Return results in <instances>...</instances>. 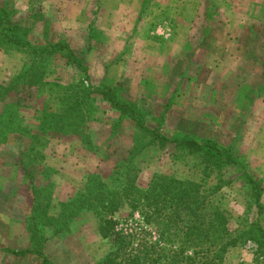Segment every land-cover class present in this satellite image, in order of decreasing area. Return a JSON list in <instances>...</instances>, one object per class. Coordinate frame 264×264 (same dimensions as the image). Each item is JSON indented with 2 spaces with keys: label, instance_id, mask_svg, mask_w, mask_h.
Listing matches in <instances>:
<instances>
[{
  "label": "rangeland",
  "instance_id": "1",
  "mask_svg": "<svg viewBox=\"0 0 264 264\" xmlns=\"http://www.w3.org/2000/svg\"><path fill=\"white\" fill-rule=\"evenodd\" d=\"M0 15L23 43L67 45L83 67L0 34V264H106V217L130 235L127 251L155 243L125 195L156 176L200 185L225 211L237 244L220 253L203 239V264H264V0H0ZM100 85L133 100L145 127L212 139L237 163L160 144L91 91Z\"/></svg>",
  "mask_w": 264,
  "mask_h": 264
},
{
  "label": "trees",
  "instance_id": "2",
  "mask_svg": "<svg viewBox=\"0 0 264 264\" xmlns=\"http://www.w3.org/2000/svg\"><path fill=\"white\" fill-rule=\"evenodd\" d=\"M0 34L12 44L26 46L29 52L37 56L45 55L50 50H65L66 52L64 54L66 55L67 62L75 63L83 69L81 59L76 57L67 45L53 43L40 48H33L29 43H23L17 37L16 24H13L10 20L4 21L1 17ZM28 75L29 73H26V76ZM114 89L110 85H100L92 88L91 91L99 95L102 100L107 101L111 107L119 110L129 119L133 120L136 125L150 130L160 144L164 145L170 142L184 149L187 154L203 157L205 160L210 161L213 166L220 164L228 168V166L237 163L232 155L223 152L216 141L212 139L188 136L168 137L158 130L145 127L137 104L131 99L123 101ZM244 177L257 190L254 201L259 213L262 208L258 198L260 194L259 186L246 170L244 171ZM171 181L156 176L149 181L144 190L137 191V194H139L138 198H131L128 194L125 195V199L130 202V207L133 211L139 210L140 208L139 214L142 216L144 224L152 225L158 231L159 239L155 243H151V245L144 243L137 244L136 248L131 247L127 251L128 246L131 244L130 235L114 231L113 226L115 222L111 217L103 219L102 222L104 225L101 227L102 237H112L113 245H116V250L107 254L106 264H203V261L200 259V253L204 252L201 249L202 243H200L203 239L210 238L216 240L218 238L220 243L217 247L220 253H224L229 247L237 244L238 238L233 235H228L227 229L225 228V211L220 208V205L215 199L210 200V197L204 196L202 192L205 190L200 185L196 186L197 189L195 190L188 188L189 184L187 183L190 182L185 181L177 182L179 184L177 186L172 183L165 185L166 182ZM201 190L204 191L200 192ZM206 197L209 202L206 201ZM159 204H162L161 208L158 207ZM208 206L212 209L209 212L207 211ZM152 207H155L153 212L148 210ZM165 210L167 213H164L162 217L159 213ZM204 215L212 216V219L209 221V227L206 226L207 223L205 224ZM262 230L264 237V229ZM210 232L212 233L211 236ZM159 241L169 243V247L159 246ZM261 242L264 245V238ZM155 247H159V250H154ZM162 250H169V253L171 252L170 258L166 254L161 255ZM122 251H124L123 254ZM205 251L207 252L206 255H208L210 247L208 246V250L205 249ZM120 254L122 258L118 260ZM210 260L211 263L209 264H218L215 263L214 257Z\"/></svg>",
  "mask_w": 264,
  "mask_h": 264
}]
</instances>
